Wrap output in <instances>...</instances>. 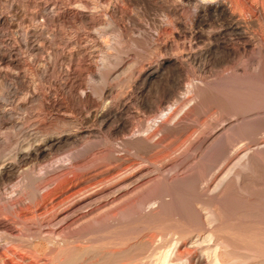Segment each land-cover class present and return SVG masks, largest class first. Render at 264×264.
<instances>
[{"label":"bare ground","instance_id":"bare-ground-1","mask_svg":"<svg viewBox=\"0 0 264 264\" xmlns=\"http://www.w3.org/2000/svg\"><path fill=\"white\" fill-rule=\"evenodd\" d=\"M149 4L157 5L161 14L160 18L153 20L158 19L154 22V26L150 21L152 30H149L151 26L149 27L145 13L135 14L137 11L133 9L134 5H138L136 7L145 12ZM188 9L190 10L188 12H191L190 16L187 15L189 13L186 14ZM209 22H214L215 25L220 24V29L214 32L206 30V32L204 27ZM27 23H29L28 26H26ZM67 27L75 31L66 32L64 28ZM114 31H117L118 37H114L112 34ZM263 32L264 0H253V2L249 0H54L52 3H49V0H0V98L7 99L11 97L12 92L15 95L23 90L31 92L29 98L28 96L24 98L25 104L18 103L16 108H6L0 100V201L4 202H0L2 204L0 209L11 214L13 216L11 220L15 217L21 221L27 218L29 212H45L44 215L41 213L42 217L51 213L47 218L45 217L47 222L40 221V224L47 223L42 226L40 233L49 237L47 238L49 245L54 242L52 246L48 245L50 252L46 250L48 256L53 257V261L57 257L56 253L63 250L53 247L54 244L59 243L56 241L58 238L59 241L65 242L68 240L66 239L68 236L65 235L68 229L73 231L74 228L71 227H76L75 224L80 221L94 214H102L96 220L100 224L98 230L100 232L107 231L109 234L115 225V223L109 225L111 221L120 223L130 221L133 225L131 235L128 233L127 236L125 232L127 237L125 236L124 239L118 237L126 244L125 249L111 250L107 244L110 248L108 251L96 249L99 252H95L101 258L107 256L113 259L112 264H146L149 261L150 263L153 261L151 264L154 262L156 264H264V192L262 191L264 181L260 178L261 183L255 180L256 174L259 176L261 169H264V145L258 151L256 149V153L249 152L247 148L240 160L237 158L239 169L237 167L236 173L230 171L232 178L229 174L224 175L209 194L206 192L208 190L206 186L198 193L200 174L203 179V175L206 176L211 172L218 160L222 158V161L229 156L230 147L227 149L225 145L224 132L221 134V130H217L213 135H203L204 137L199 138L196 141L198 149H203L212 141L211 146L200 156L205 166L200 167V170L192 166L193 168L191 167L189 171L186 167L188 172L181 174L185 168V163L179 164L181 161L170 167L168 173L163 172L169 153L165 154V149L161 148L162 151H159L160 138L155 142L152 141L161 131L170 132L172 126L167 125L165 122L167 119L165 121L160 119V124L158 122V126L156 125L158 129H152L153 131L150 132L149 127L155 128L156 126L152 127L153 122L158 121L167 112L169 106L180 102L181 97L178 93L181 88L176 87H180L183 81L180 78L187 74L189 68L202 75L208 70V65L213 63L221 67L222 70H219L222 72L223 70L231 71L234 74L242 70L244 71L242 73L251 72L255 74L254 76L264 74L263 58L258 59L252 69H249L247 65L240 66L238 60L242 59V56H247L250 63L254 62L258 55L253 57L252 53L256 50L261 56L264 55ZM63 39H67L66 45L72 48L71 52L66 53L63 48V50L55 48ZM181 40L184 41L180 46ZM204 40H207V44L203 46ZM57 42L60 43L57 45ZM46 48L52 49L49 60L41 58ZM23 54L29 55L31 61H26ZM115 54H124V56L122 55L115 68L113 65L114 69L102 75V71L110 67L107 65L116 58ZM236 60L239 61L238 64ZM24 70L34 77L33 80L39 81L41 86L36 85L35 90L32 91ZM85 76H89L90 81L103 77L107 83L99 93L97 87L88 84ZM187 78L191 83L193 82L189 76ZM93 82L95 83V80ZM44 83H50L51 87L46 88ZM201 84L199 87L203 85ZM195 85L193 83L190 86L191 90L188 86L190 92H197L198 86ZM208 87L210 88V85ZM192 93L189 94L193 96ZM221 94L223 95V92ZM233 97V94L229 96L232 102L230 111L225 109L224 113L228 112L226 114L235 119L245 117L244 111L250 108L245 107L246 105L244 108L243 101L241 104L237 103L238 100L235 98L238 97ZM29 100H32V106H27L26 102ZM256 102L253 103L252 110L257 108L259 111L264 108V99L256 100ZM212 103L211 99L210 104ZM226 107L228 110L229 106ZM226 107L223 106L220 111L223 112ZM33 108L38 109L37 114L31 111ZM21 109H25L27 113L18 116L17 110ZM133 110L136 111V122L132 121ZM171 115L170 112L169 116ZM149 121L152 125L147 124ZM225 129L228 140L237 141V137L243 134L252 139L260 132L261 135L264 132V120L246 119L240 121L238 125L228 124L224 127ZM177 131L181 133L180 129ZM261 139L263 138H260L259 142ZM192 140L193 138L190 141L195 143V140ZM251 142L253 144L256 140ZM156 149L158 152L153 154L152 152ZM120 152L122 154H118ZM133 157L139 160L131 162L135 160L132 159ZM128 161L130 164L123 167L126 162L129 163ZM32 163L38 164L39 168H35L39 169V172L35 169L33 171L27 169ZM151 168L157 172H150ZM59 169L62 171L60 174L57 172ZM91 170L97 173L86 179L80 177L82 173H88ZM14 181L17 182L14 184L16 186L14 193L17 192L16 196L13 194L15 197L9 194L13 189L9 191L7 189L11 188L6 186V184L12 186L13 184L10 183ZM54 184H56L55 187H53ZM250 184H252L251 187L257 185L258 189L263 186L260 192V189H256L260 194L263 192L262 195L256 193L254 187L251 188L254 189V196L258 194L254 197L251 194L252 191H249ZM260 184H262L261 187ZM44 189L47 190L42 193L41 190L44 191ZM7 191L11 197H14L13 199L5 195ZM241 193H245L244 199L235 201V196ZM154 204L156 206L147 210L149 205ZM49 207L51 210L48 212ZM253 211L259 216L256 218L257 221H252L253 224L251 223L249 228L246 221L243 222L246 225L244 229H241L242 226H236L241 221L239 219L243 218L237 219L239 222L236 221V224H231L233 222L231 221L228 225L225 221V218L229 216L238 218L239 214L243 213L251 216ZM248 214L244 219L251 220L252 217L255 219L254 214L251 217ZM34 217L38 216L34 214L32 218ZM0 219L2 220L0 221L1 236L13 228L5 219L6 222L1 217ZM13 220L12 223H14ZM39 220L38 217V222ZM25 223L28 222H22V225ZM52 223L55 225L50 227ZM16 224L18 225L17 222ZM89 224L91 225V222ZM26 225H23L24 229ZM79 229L77 231L75 228L77 233L73 231L74 234L71 231L68 232L73 236L81 237L83 231ZM27 231L24 230L25 233ZM88 232L86 230V233ZM112 232L116 233L115 230ZM31 233L29 232V236L33 239ZM103 233L106 234V232ZM18 234L21 236L20 233ZM9 235H11V241L7 245L10 247H6L5 253L9 258H12L10 255L20 257L24 264L53 262L49 260L48 263L44 257L40 259V256L39 258L31 256L36 254L27 255L29 252H25L26 255L23 253V256L18 255L23 248L17 245L19 240L17 241L18 238L13 233ZM41 236L39 235L40 238ZM25 237L27 239V236ZM113 238L114 242L118 239ZM26 239L23 240L26 241ZM63 242H61L62 245ZM67 246L64 247L67 248ZM73 247L76 246L73 245ZM28 248L27 251L30 249ZM132 248L133 250L135 248V252L131 250ZM136 248L139 249L137 252ZM32 250L34 251L33 248ZM240 250L246 251L247 254H242ZM69 252L71 254V251ZM69 252L67 251L66 255L69 256ZM58 257L57 260L60 259ZM0 264L8 263L1 261ZM63 264H72V261L63 262Z\"/></svg>","mask_w":264,"mask_h":264},{"label":"rangeland","instance_id":"rangeland-1","mask_svg":"<svg viewBox=\"0 0 264 264\" xmlns=\"http://www.w3.org/2000/svg\"><path fill=\"white\" fill-rule=\"evenodd\" d=\"M58 1H62V0H58ZM250 2H253V0H249ZM52 2H54V0H49V3H52ZM231 5V4H230ZM136 6H138V5H134V7L135 8H137ZM133 8V7H132ZM135 8H133L134 9V11H137V12H135V14L136 13H138V14H142L143 15V13H145V16H146V18H147V20L149 21V27L151 26V25H153L154 24V22L156 21H158V19L157 20H155V21H153L154 19H156V18H160V16H161V14L159 13L160 11H159V8H158V6L157 5H155V4H149L148 5V8H147V10L144 12V10L143 9H139V8H137V9H135ZM153 10V11H152ZM158 11V12H157ZM188 11H190L189 9L187 10V12H186V14L187 13H189ZM191 13V12H190ZM190 13L189 14H187L188 16H190ZM160 15V16H159ZM153 17V19H152V17ZM156 16V17H155ZM155 17V18H154ZM162 18V17H161ZM150 21H152L151 23H150ZM209 23H212V24H209ZM205 27H204V29H205V31L207 30L208 32H210V31H212V32H214V31H217V30H219L220 29V24H218V23H216V25H215V23L214 22H209ZM151 24V25H150ZM29 25V23H27V25L26 26H28ZM154 26V25H153ZM209 26V27H208ZM70 28V27H69ZM68 27L67 28H64V30L67 32H69V31H71L72 33L75 31V29H69ZM152 28V26L149 28V30H152L151 29ZM212 28V29H211ZM206 31V32H207ZM113 35H114V37L115 36H117L118 37V35H116L117 34V31H114V33H112ZM263 36H264V32H263ZM115 41V40H114ZM184 40H181V41H179L180 42V46L182 45V42H183ZM67 42V39L65 40V39H63L62 40V44L60 43V42H57V45L60 43V45H56L55 44V46H57V47H55V48H60L61 50H63L64 49V51L66 52V53H69V52H71L72 51V48L69 46H67L66 43ZM117 42V41H116ZM263 43H264V40H263ZM262 43V46L264 47V44ZM207 44V40H204L203 41V43H202V45L204 46V45H206ZM63 48V49H62ZM257 51V50H256ZM256 51H254V53H252L253 54V57H256L257 55L259 56H257L256 58H255V61L254 62H252V63H250V61L248 60V57L247 56H242L241 58L242 59H238L239 61H237V64H238V62H239V65L240 66H242V67H244V66H248V68L249 69H252V67H254V65L255 64H257V62H258V59H260V58H263V60H264V55H260L258 52H256ZM256 52V53H255ZM51 53H52V49H49V48H46V51H44L43 53H42V55H41V58H43V59H46L47 58V60H49V56H51ZM258 53V54H257ZM118 55H119V58H118ZM123 56H124V54H122ZM121 54H115V56H116V58H114L116 61H114V59H112L113 61H111L110 63L112 64V65H110V63H109V65H107V66H110V67H106V69H104L103 71H102V75H106V73L110 70L111 71V69H114L115 67H116V65L119 63V60H121V57H123ZM256 55V56H255ZM23 56H24V58H25V60L26 61H28V62H30L31 61V57L29 56V55H27V54H23ZM246 57V58H245ZM118 60V61H117ZM249 62H248V61ZM242 61V62H241ZM114 63V64H113ZM248 63V64H247ZM250 63V64H249ZM213 63H211V64H209L208 65V67H207V71H205V73H203L202 75L198 72V73H195V72H197V71H195L194 72V70H189L188 69V72L190 73V75H189V73L187 72V74L185 73L184 74V76H185V78H184V76L182 77V78H180V79H182L183 81H182V83H180V87L179 86H177L176 88H181L180 90H179V93H178V96L179 97H181V100H180V102H177V105H176V103L175 104H173L172 106H169V108L166 110L167 112L164 114V115H162L161 116V118H159V120L158 121H156V122H153V125H152V122L151 121H149L147 124L148 125H152V127L153 126H158V122H159V124H160V119H162V121H165L166 119V121L165 122H167V125L169 126V127H171V129L172 130H170V132L168 131V133H167V131L166 130H164V131H161L160 133H158L156 136H157V138L155 137L152 141L153 142H155V141H157V139H161V143H160V146L158 147L159 148V151H162L163 149H165L164 151H165V154L167 153H169L168 155H169V159L167 160V164L165 165V167H164V171L163 172H169L170 171V169L173 167V166H175L176 164L175 163H177L178 164V162H180L181 161V163H179V164H182V163H185L184 165V169H183V172L181 171V174H184L185 172L187 173L190 169H192L193 167L192 166H194V167H198L197 169L198 170H200L201 168L200 167H202V166H205V162L203 161V159L200 157V156H202L203 154V152H205L206 151V149L208 148V147H210L211 146V144H212V141H210L207 145H206V147H204L203 149H198L197 148V142L196 141H198V139L199 138H202V137H204V136H210V135H213L217 130H221V134H222V132H224L223 133V136L225 135V137H226V143H225V145L227 146V149L230 147V149H228V152H230V153H228V157L226 156L225 158H226V161H225V158L221 161V159L220 160H218L217 161V163H215L214 164V166H213V170H211V172H209V173H207V175L206 176H204L203 175V179H204V177H205V179L203 180L202 179V174H200L201 172H198L200 175H201V180H200V182H201V186H200V182H199V187H198V193L199 192H201V190L202 189H204V187L206 186V188L208 187V190H206V192H207V194H209L210 192H211V190H212V188H214V186L217 184V182H219V180L221 179V178H223L224 177V175L225 176H228V174H229V176L231 177H233V175H231V173H236L238 170H237V167H238V169H239V166H238V160H240V158L242 157V155H244V152H246L247 151V148H248V151L249 152H255L256 153V149H257V151L259 150V148L260 147H262L264 144H263V142H264V135H263V133L264 132H262V135H261V132H260V134H257L254 138H252L251 139V137L250 136H248V135H245V134H243L242 136H244V137H242V136H238L237 137V141H235V140H228V138H227V134L228 133H226L225 131H226V129L224 130V127L225 126H228V124H236V125H238L239 123H240V121L242 122V120L243 121H245L246 119L247 120H252V119H262V120H264V108H262V109H259V111L257 110V108L253 111L252 110V106H253V103L254 102H256V100H261V99H264V74H260L259 76H254L253 74H251V72H249V74H248V72H247V74H246V72L245 73H242V72H244V71H240V72H235L234 74H233V72H229V71H224L223 70V72L222 71H220V70H222V69H220L219 67H217L215 64H213L214 65V67H213V65H212ZM113 65H114V68H113ZM252 65V66H251ZM108 68V69H107ZM218 68V69H217ZM220 69V70H219ZM219 71V72H216V71ZM27 70H24V72H25V75L27 76V81H28V83L29 84H31V86H32V91L33 90H35L34 88H35V86L36 85H39V86H41V84L39 83V81H37V80H33V76L32 75H30V73L28 72V75H27V72H26ZM250 71V70H249ZM195 74H194V73ZM213 72V73H212ZM229 72V73H228ZM224 73V74H223ZM226 73V74H225ZM231 73V74H230ZM240 73V74H239ZM198 74H200V75H198ZM222 74V75H221ZM246 74V75H245ZM221 75V76H220ZM230 75V76H229ZM232 75V76H231ZM233 75H235V76H233ZM242 75V76H241ZM244 75V76H243ZM250 75V76H249ZM253 75V76H252ZM187 76H189V78H191V80L193 81L192 83H191V81L190 80H188V78H187ZM190 76H192V77H190ZM201 76V77H200ZM203 76H205V77H203ZM212 76V77H211ZM216 76V77H215ZM218 76V77H217ZM225 77L224 79H223V77ZM240 76H241V78H240ZM246 76H248V78L246 77ZM89 76H85V79H86V81L88 82V84L90 85L91 84V86H95V88L97 89V91L100 93L101 91H102V89L105 87V85H106V80H105V78H96V79H94L95 80V83L93 82L94 80L93 79H91V81H90V78H88ZM105 77V76H104ZM215 77V78H214ZM220 77H222V78H220ZM228 77V78H227ZM244 77H246L245 79H244ZM203 78V79H202ZM218 78H220V79H218ZM238 78V79H237ZM210 79H212L211 81H210ZM214 79V80H213ZM217 79V80H216ZM230 79V80H229ZM232 79H233V81H232ZM241 81H240V80ZM248 79H250V80H248ZM255 79H256V81H255ZM89 80V81H88ZM195 80V81H194ZM197 80V81H196ZM207 80V81H206ZM222 80H224V81H222ZM239 80V81H238ZM33 81H36L35 83L33 82ZM105 81V82H104ZM231 81V82H230ZM246 81V82H245ZM184 82V83H183ZM208 82V83H207ZM236 82V83H235ZM238 82V83H237ZM240 82H242L241 84H240ZM245 82V84H243ZM253 82H255V83H253ZM258 82H259V84H258ZM262 82V83H261ZM190 83H191V85H190ZM193 83L194 84H196L195 86L197 87H199L200 86V84L202 85L201 87H197V92H194V93H192V91L190 92V90L192 89L190 86H192L193 85ZM204 83H207V84H205L204 85ZM250 83V84H249ZM187 84H189V85H187ZM216 84V85H215ZM222 84V85H221ZM207 85V86H206ZM208 85H210V88L208 87ZM212 85V86H211ZM220 85V86H219ZM244 87H243V86ZM44 86L47 88V87H51V84L50 83H44ZM188 86H189V88H190V90H189V88H188ZM219 86V87H218ZM230 86V87H229ZM206 87V88H205ZM207 87H208V89H207ZM213 87H215V88H213ZM223 87V88H222ZM231 87H233V88H231ZM246 87V88H245ZM200 88L202 89V90H200ZM222 88V89H221ZM243 88V89H242ZM255 88H257V89H255ZM101 89V90H100ZM127 89V88H126ZM188 89V90H187ZM219 89H221L220 91H219ZM225 89V90H224ZM236 89H237V92H236ZM254 89V90H253ZM204 90V91H203ZM209 90H211V91H209ZM214 90V91H213ZM217 92H216V91ZM242 90V91H241ZM256 90V91H255ZM200 91H201V93H200ZM223 92V95L221 94L222 92ZM231 91V92H230ZM233 91V92H232ZM244 91V92H243ZM250 91V92H249ZM212 92V93H211ZM215 92V93H214ZM219 92V93H218ZM224 92H226V94L224 95ZM257 92H259V93H257ZM189 93H192V94H194L193 96L191 95V94H189ZM196 93V94H195ZM211 95H210V94ZM233 94V98H235V97H238V98H235L236 100H238L237 101V103H239L240 102V104L242 103V101H243V107H244V105H246L245 107H249L250 109H248V111L246 112V111H244L245 113V117H241V118H234V117H230V116H228L226 113H228V112H226V113H224V111H225V109H226V111H230L229 109H231V105L230 104H232V102H231V100L229 99V96L230 95H232ZM237 93V94H236ZM246 93V94H245ZM248 93V94H247ZM254 93V94H253ZM14 94V95H13ZM30 94H31V92H26V90L24 91H21V93H19V94H17V95H15V93H11L10 94V96L11 97H7V99L6 98H4V99H2V98H0V100H1V102L3 103V106L4 107H6V108H16L19 104H25V100H24V98H26L27 96H28V98H29V96H30ZM207 94H209V95H207ZM196 95V96H195ZM197 95H200V96H197ZM206 95H207V97H206ZM212 95H214V96H212ZM216 95H218V97H216ZM255 95V96H254ZM260 96V97H258V96ZM262 95V96H261ZM202 96V97H201ZM210 96H211V99H212V104H210V102H211V99H210ZM244 96V97H243ZM247 96V97H246ZM252 96V97H251ZM192 97V98H191ZM198 99H197V98ZM201 97V98H200ZM209 97V98H208ZM222 97H226L225 99H223ZM241 97V98H240ZM151 98H152V96H151ZM195 100H194V99ZM243 98V99H242ZM248 98V99H247ZM183 99V100H182ZM197 99V100H196ZM206 99H209V100H207L208 101V103H206V104H208V105H206L205 104V102H207L206 101ZM228 99V100H227ZM254 99V100H253ZM32 101V100H31ZM30 100L28 101V102H26L27 103V106H32V102H31ZM217 101H219L218 103H217ZM222 101V102H221ZM226 102V106H229L228 107V110H227V107L225 106V102ZM246 101V102H245ZM248 101V102H247ZM197 102V103H196ZM200 104H199V103ZM215 102V103H214ZM19 103V104H18ZM180 103V104H179ZM217 103V104H216ZM220 103V104H219ZM229 103V104H228ZM256 103H258V102H256ZM202 104V105H201ZM215 104V105H214ZM249 104H252L251 106L249 105ZM204 105V106H203ZM173 106H174V108H173ZM206 106V107H205ZM219 106V107H218ZM223 106L224 107H226V108H224V110H223V112L222 111H220V110H222L223 109ZM176 107V108H175ZM208 107V108H207ZM216 107H217V110H216ZM220 107H222L221 109H220ZM244 107V108H245ZM172 108V109H171ZM204 108H205V110H204ZM213 108V109H212ZM196 109V110H195ZM219 109V110H218ZM24 110V111H23ZM21 109V110H17V114H18V116H21V115H24V114H26L27 112H25L26 110L25 109ZM173 110V111H172ZM191 110V111H190ZM260 110H261V112H260ZM31 111H33L35 114H37V112H38V109L37 108H33ZM219 111V112H218ZM19 112V113H18ZM136 111L135 110H133V118H132V121L133 122H136L137 121V119H136V117L135 116H137L136 115V113H135ZM172 113V115L171 116H169V113ZM215 112V114H213ZM221 112V113H220ZM259 113V114H258ZM220 114V115H219ZM224 114V115H223ZM247 114V115H246ZM166 115V116H165ZM214 115V116H213ZM218 115H219V117H218ZM222 115V116H221ZM226 115V116H225ZM260 115V116H259ZM263 115V117H261ZM164 116V117H163ZM167 116H169V117H167ZM174 116V117H173ZM215 117V118H214ZM224 117V118H223ZM230 117V118H229ZM228 118V119H227ZM250 118V119H249ZM252 118V119H251ZM227 119V120H226ZM235 119V120H234ZM241 119V120H240ZM171 121V122H170ZM178 124V123H180V124H176V123ZM213 122V123H212ZM216 122V123H215ZM155 124V125H154ZM157 126L154 128H151V126H149L150 127V132H152L154 129H158L157 128ZM177 129V130H181V133H180V131H177L175 128ZM179 128V129H178ZM153 129V130H152ZM173 130H176V131H174L173 132ZM223 130V131H222ZM159 131V130H158ZM172 131V132H171ZM179 132V133H178ZM149 133V132H148ZM194 133H195V135H194ZM147 134V132L145 133V135ZM179 134V135H178ZM204 135V136H203ZM260 135V136H259ZM247 136V137H246ZM196 137H197V140H196ZM189 138V139H188ZM191 138H193V140H195V143H193V142H191L190 140H191ZM242 138V139H241ZM256 138V139H255ZM260 138H263V139H261L260 140V142H259V139ZM159 139V140H160ZM164 139V140H163ZM163 140V141H162ZM192 140V141H193ZM251 140L252 141H254V140H256V142H253V144H252V142H251ZM187 141H188V143H187ZM233 141H235V142H233ZM250 141V142H249ZM227 142H228V144H227ZM258 142V143H257ZM257 145H256V144ZM190 144V145H189ZM192 144H193V146H192ZM195 144V145H194ZM231 144H233V145H231ZM230 145V146H229ZM249 145L251 146L250 148H249ZM256 145V146H255ZM259 145V146H258ZM191 146V147H190ZM233 147V148H232ZM242 147H244L243 149H242ZM157 148V149H158ZM160 148L162 149V150H160ZM182 148V149H181ZM186 148V149H185ZM194 148V149H193ZM253 148V149H252ZM155 150V151H153L152 153L153 154H155V153H157L158 152V150ZM196 149V150H195ZM234 149V150H233ZM186 150V151H185ZM195 150V151H194ZM205 150V151H204ZM236 150V151H235ZM251 150V151H250ZM201 151V152H200ZM231 151H232V153H231ZM173 152V153H172ZM234 152V153H233ZM236 152V153H235ZM238 152H239V154H238ZM152 153H150V154H152ZM164 153V152H163ZM190 153V154H189ZM118 154H122V152H120V153H118ZM171 154V155H170ZM181 154V155H180ZM235 154H236V156H235ZM189 155V156H188ZM196 155V156H195ZM231 155V156H230ZM234 155V156H233ZM191 156H193V157H191ZM66 157V156H65ZM191 157V158H190ZM229 157H231V158H229ZM235 157V158H234ZM67 158V157H66ZM65 158V159H66ZM187 158V159H186ZM193 158V159H192ZM195 158V159H194ZM202 160H201V159ZM237 158H238V160H237ZM134 161H131V162H136V161H138L139 159H137V157H133L132 158ZM186 160V162H184L185 160ZM228 159V160H227ZM229 159H231V160H229ZM189 160V161H188ZM190 160H191V162H190ZM183 161V162H182ZM221 161V162H220ZM237 161V162H236ZM129 162V161H128ZM193 162V163H192ZM67 163V162H66ZM196 164V166H195V164ZM234 163H235V165H234ZM263 163V162H262ZM130 164V162L129 163H125L124 164V166L123 167H127L128 165ZM191 164H194V165H191ZM216 164H219V165H216ZM236 166V167H234V166ZM263 165H264V163H263ZM56 166V165H55ZM108 166V165H107ZM107 166H105V167H107ZM189 166V167H188ZM35 167H38V164L37 165H35L34 163H32V164H30V165H28V170H31V171H33L34 169L37 171V172H39V169H37V168H35ZM171 167V168H170ZM186 167H187V170L188 171H186ZM192 167V168H191ZM233 167V168H232ZM263 167V166H262ZM39 168V167H38ZM232 170H231V169ZM236 168V169H235ZM229 169V170H228ZM236 171H235V170ZM151 171L150 172H152V173H154L156 170L154 169V168H151L150 169ZM197 170V171H198ZM216 170V171H215ZM234 170V171H233ZM230 171H231V173H230ZM57 172H58V174H60L62 171H60V169H59V171L57 170ZM157 172V171H156ZM155 172V173H156ZM97 172L96 171H93V170H91V171H89L88 173H82L81 175H80V177L82 176V177H85L84 179H86V178H88V177H91V176H93L94 174H96ZM213 174V175H211V174ZM227 175H226V174ZM71 175V174H70ZM69 175V176H70ZM84 175V176H83ZM212 176V177H211ZM223 176V177H222ZM256 176L257 177H255V180H256V182H257V180L258 181H260V180H262L263 179V181H264V178H263V176H264V169H261V172L259 173V176H258V174H256ZM71 178H72V176H70ZM81 177V178H82ZM231 177V178H232ZM207 178V179H206ZM259 178H260V180H259ZM207 182H206V181ZM254 180V179H253ZM17 181V180H16ZM16 181H14L13 183H10V184H13L12 186H10L9 184H6V186L8 185L9 187H7V188H11V189H7V190H9V191H11L12 189L14 190V188L16 187V186H14V184H17V182ZM262 181V182H263ZM256 182H253L254 184H256ZM207 183V184H206ZM259 183H261V181L259 182ZM253 184V185H254ZM261 185L262 184H260V187H261ZM56 186V184H54L53 185V187H55ZM210 186V187H209ZM252 186V184H250V187H249V191L251 192L252 191V193L251 194H253L254 192H253V190L254 189H251V188H254L255 187V192L257 193L258 191H256V189H258L257 187V185L256 186H253V187H251ZM13 187V188H12ZM53 187H51V188H53ZM43 188V187H42ZM260 189V188H259ZM258 189V190H259ZM261 189H263V186L261 187ZM261 189L259 190V192L261 191ZM11 191V193H9L8 191L5 193V195L7 196V197H11V195H9V194H15V196H16V193H14L16 190H14V191ZM45 190H47V189H44V191L43 190H41V192L43 193V192H45ZM263 192H264V189L262 190ZM258 192V194H260ZM263 192H261V194L260 195H262V193ZM9 193V194H8ZM8 194V195H7ZM242 194V193H241ZM238 194L237 196H235V201H239L240 199H244L243 198V195L245 194ZM258 194H256L257 196H258ZM264 194V193H263ZM240 195V197L238 198V196ZM255 195V196H256ZM14 196V195H13ZM14 196V197H15ZM253 196H254V194H253ZM254 196V197H255ZM14 197H11L10 199H13ZM233 199V200H234ZM0 202H3L2 200L0 201ZM4 203V202H3ZM1 203H0V207H1ZM152 206H156L155 204L154 205H149L148 207H147V210H149ZM149 208V209H148ZM51 210V207H49V210H48V212ZM255 211H253V213L251 212V216H256L255 217V219H253V217L252 218H250L251 220H249V218H245L244 219V217H246V215L248 214H246V213H243L242 215L241 214H239L240 216H242V217H240V216H238V218L236 217V216H232L231 214V216L232 217H228V218H225L226 220L225 221H227L226 223L229 225L230 224V222L231 221H233V222H231V224H236L237 222H239V220H241L239 223H237V225L236 226H239V227H241V229L243 228L244 229V227L246 226V225H248L247 226V228H249V226H251V223L253 224V222L256 220V218H258V213L257 212H255ZM0 217L4 220H6L7 221V223L8 224H10V225H12V230L10 231V232H8L7 234H3V235H1L0 236V255H2V256H0V262L2 261V263L3 262H7L8 264H24L23 262H21L22 260H20V257H18V258H16V257H14V256H12V255H10V257H12V258H9V256H7L5 253L7 252L6 251V247L8 248V247H10V245H7L8 244V242H10L11 241V235H9V234H11V233H13L14 234V236H16V238H18L17 239V241H18V243H17V245L18 246H20V247H22L23 249L22 250H24L23 252H21L22 250H20V254L18 253V255H20L21 256V254H22V256L24 255L23 253H27V252H29L27 255H31V254H36V255H31V256H36V258H37V256H38V258H39V256H40V259H42V257H44V258H46L47 260V262L50 260V261H53V257L52 256H48V254H47V251L46 250H48L49 248H48V245H49V243H48V241H47V238H49L47 235H45V234H43V233H40L41 231H40V229H42V226L43 225H46L47 223V221H46V218H47V216L48 215H50V214H48V215H45L44 217H42L44 214H45V212H41V213H34L36 216H38L39 217V222H38V217L37 218H35L34 217V219L32 218L33 216H34V214L32 213H28L27 215L28 216H26L27 218H24V219H22V221L21 220H19V219H15V217L12 219L13 221H14V223H12V220H11V217H13V216H11V214H7V212H3V210H1L0 209ZM3 214V215H2ZM5 214V215H4ZM6 214H7V216H6ZM38 214H41V215H38ZM245 214V215H244ZM254 214V215H253ZM257 214V215H256ZM9 215V216H8ZM30 215V216H29ZM102 214H100V215H97V214H94V215H92V216H90V217H88V218H86V219H84V221H83V223H82V221H80L79 223L81 224H79V223H77V224H75L76 225V227L75 226H73V227H71V228H74L73 229V231H74V233H77V232H75L77 229H79V228H81V229H79L80 231L82 230L83 232H82V236L81 237H76L75 235L73 236L70 232H68V231H71L72 233H73V231H72V229L71 230H67L66 232H67V234L65 233V235L66 236H68V237H66V239H68V240H65V242H63V241H59V238H58V240H56V239H54V238H51L52 240L54 239V240H56V241H58L59 243L57 244L58 246H59V248H56V247H58L57 245H53V247H55V249H63V250H60V251H56L57 253H56V256L58 257L59 255L60 256H62L63 254H65V255H63L62 257H58V258H60V259H62V261L60 260V259H58V260H60V261H58L56 258V260L54 259V263L53 262H51L50 264H55L56 262L57 263H59V264H63V262L64 263H69V262H71L72 261V264H112L113 262V259H109L107 256H104V255H106V254H102L104 257H100L99 255H98V253L97 252H99L100 251V249L102 250V251H104V249H105V251H108V250H110V248H111V250H120V249H122V248H124L125 249V247H127V246H125L126 244H124V241H121V239H124L125 238V236H126V233H127V236H128V233L130 234V232L132 231L133 232V230L131 229L132 228V224H130V221H123V222H112L111 221V223L109 224V225H114V223H115V225L113 226L114 227V229L112 230V231H114L115 230V232L116 233H114V232H112L111 230H110V233H112L111 235H110V233L108 234V232L107 231H103V232H106V234L105 233H103L102 231V233L100 232V231H98L100 228H99V226H100V224L99 223H97V218L99 217V216H101ZM94 216V217H93ZM248 216H250V214H248ZM250 216V217H251ZM5 217V218H4ZM45 218L44 220H42V218ZM233 217H234V219L236 218V220H234L233 219ZM233 220H232V219ZM239 218H243V219H239ZM26 219H27V221H26ZM32 219H33V221H32ZM37 219V220H36ZM231 219V220H230ZM237 219H239V220H237ZM248 219V220H247ZM253 219V220H252ZM4 220V222H6ZM15 220H17L16 222L18 223V225L16 224V222H15ZM24 220V221H23ZM29 220V221H28ZM34 220L36 221V222H38V223H34ZM87 220H90V221H87ZM0 221H2L1 219H0ZM40 221H46L44 224H40ZM237 221V222H236ZM244 221H246L245 223H246V225H245V223H243ZM253 221V222H252ZM257 221V220H256ZM22 222H28L29 224H32L31 226L28 224V223H25V224H27L29 227H27V225L26 226H24L25 227V229L23 228V225H25V224H23L22 225ZM41 222V223H42ZM91 222V225L89 224ZM236 222V223H235ZM250 224H249V223ZM124 223V224H123ZM128 223V224H127ZM168 223H172L171 221H168ZM174 223V222H173ZM15 224L17 225V226H15ZM34 224V225H33ZM82 224H83V226H82ZM117 224V225H116ZM123 224V225H122ZM125 224L128 226H125ZM165 224H167V222L165 223ZM53 225H55L54 223H52L51 225H50V227H53ZM130 225V226H129ZM245 225V226H244ZM38 226V227H37ZM80 226V227H79ZM86 226V227H85ZM88 226H90V227H88ZM118 226V227H117ZM125 226V227H124ZM230 226H233V225H230ZM33 227V228H32ZM120 227V228H119ZM16 228V229H15ZM17 228H18V230L20 231H18L17 230ZM31 230V231H29V229ZM39 230H38V229ZM75 228H76V230H75ZM119 228V230H117ZM127 228H130L131 230H128ZM27 229H28V231H27ZM36 229H37V231H36ZM90 229V230H89ZM122 229V230H121ZM24 230L25 231H27L26 233L24 232ZM33 230V231H32ZM86 230L87 231H89V232H91L92 230H94L93 232H91L90 234V236L87 238V235H89V232L88 233H86ZM117 230V231H116ZM120 230H121V233H120ZM143 230V229H142ZM147 230V229H146ZM148 230H149V228H148ZM12 231H14V232H12ZM18 231V232H17ZM39 231V232H38ZM78 231V230H77ZM128 231V232H127ZM29 232L31 233L30 235L33 237V239L29 236ZM85 232V236L83 235V233ZM98 232V233H97ZM123 232V233H122ZM126 232V233H125ZM17 233V234H16ZM18 233H20V235L21 236H19V234ZM28 233V235H25V234H27ZM70 235H69V234ZM73 233V234H74ZM92 233H95L94 235L92 234ZM16 234V235H15ZM24 234V235H23ZM97 234V235H96ZM99 234V235H98ZM101 234V235H100ZM123 234V235H122ZM135 234H137L136 232H135ZM9 235V236H8ZM23 235V236H22ZM39 235L41 236V238L39 237ZM43 235H45L44 237H45V239H43L42 237H43ZM65 235H62V236H65ZM112 235H113V237H116V238H118V237H120V238H118V239H116L117 241L116 242H114L115 241V239L112 237ZM116 235V236H115ZM118 235V236H117ZM119 235H121V236H119ZM131 235V234H130ZM7 238H9V239H7ZM25 236H27V239H26V237ZM30 237V239H28L29 237ZM35 236V237H34ZM97 236H99V237H97ZM102 236V237H101ZM109 236V237H108ZM126 236V237H127ZM58 236H56V238H57ZM74 237V238H73ZM83 237H85L84 239L85 240H83ZM108 239H107V238ZM110 237H112L113 238V240H111L112 238H110ZM15 238V239H16ZM36 238V239H35ZM71 238L73 239L72 241H71ZM103 238V239H102ZM4 239V240H3ZM23 239H26V241L28 242H26L25 240H23ZM31 239H32V241H31ZM41 239H43L44 240V242H43V240H41ZM76 239V240H75ZM94 239V240H93ZM106 239V240H105ZM120 239V240H119ZM1 240L3 241V242H1ZM46 240V241H45ZM78 240H80V242L78 241ZM96 240V241H95ZM99 240V241H98ZM108 240V241H107ZM111 240V241H110ZM36 241H38V242H36ZM92 241H94V242H92ZM102 241V243H100ZM115 243H113V242ZM119 241V242H118ZM24 242H26L25 244H21V243H24ZM61 242H63V245H62V243ZM69 242H71V243H69ZM75 242V243H74ZM118 242V243H117ZM123 242V243H122ZM131 242H132V240H131ZM2 243V244H1ZM4 243V244H3ZM6 243V244H5ZM37 243L39 244V245H37ZM54 243V242H53ZM53 243H51L49 246H52V244ZM65 243V244H64ZM67 243V244H66ZM80 245H79V244ZM122 243V244H121ZM128 243H130V241L128 242ZM10 244V243H9ZM28 244H29V246H28ZM35 244V245H34ZM93 244V245H92ZM97 244H98V246H97ZM110 247H108L107 245ZM122 245V247H121V245ZM124 244V245H123ZM41 245V246H40ZM44 245V246H43ZM70 246V247H68V246ZM73 245L74 246H76V247H73ZM90 247H89V246ZM101 245V246H100ZM102 245H103V247H102ZM119 245H120V247H119ZM4 246V247H3ZM23 246H27V247H23ZM62 246L64 247H66L67 246V248H62ZM79 246V247H78ZM82 246H83V248H82ZM105 246V247H104ZM107 246V247H106ZM118 246V247H117ZM30 249H29V248ZM45 247V248H44ZM61 247V248H60ZM71 247H73V248H71ZM84 247H87V248H84ZM93 247V248H92ZM100 247V248H99ZM115 247V248H114ZM117 247V248H116ZM25 248V249H24ZM27 248L29 249V251H27ZM32 248L34 249V251L32 250ZM36 248H38L37 250H36ZM72 250H71V249ZM98 248V250H96ZM108 248V249H107ZM140 248V247H139ZM80 249V250H79ZM82 249V250H81ZM87 249V250H86ZM2 250H4L3 252H2ZM8 250V249H7ZM30 250H31V252H30ZM36 250V251H35ZM50 250V249H49ZM48 250V253L50 252ZM69 252V251H71V254H70V252L68 253V254H70L69 256H72V257H69L68 255H66L67 254V251ZM76 250V251H75ZM91 251L90 253L92 254H90L89 253V251ZM133 252H135L134 250H135V248H134V250H133V248L131 249ZM130 250V253H132V251ZM139 249L138 248H136V252L138 251ZM63 251V252H62ZM64 251H66L65 253H64ZM75 251V252H74ZM83 251V252H82ZM88 252V253H85V252ZM93 251H94V253H93ZM95 251H97V252H95ZM241 251V250H240ZM240 251H239V253H240ZM63 254H62V253ZM78 252V253H77ZM5 255H4V254ZM26 253H25V255H26ZM55 253V252H54ZM59 253H61V254H59ZM73 253V254H72ZM241 253L242 254H247V252L246 251H241ZM45 254H46V256H45ZM76 254V255H75ZM52 255V254H51ZM75 255V256H74ZM95 255H96V257H95ZM101 255V256H102ZM48 256V257H47ZM54 256V255H53ZM66 256V257H65ZM83 256H85L84 257V259H83ZM64 257V258H63ZM68 257V258H67ZM95 257V258H94ZM43 258V259H44ZM101 260H100V259ZM64 259H65V261H64ZM68 259H70V260H68ZM85 261V263H84V261ZM86 259H87V261H86ZM93 259H95L94 261H93ZM99 259V260H98ZM11 260H12V263H11ZM91 260V261H90ZM49 261V262H50ZM78 261V262H77ZM83 261V262H82ZM98 261V262H97ZM103 261V262H102ZM109 261V262H108ZM48 262V263H49ZM61 262V263H60ZM100 262V263H99ZM115 262V261H114ZM153 262V261H152ZM151 262V263H152ZM56 263V264H57ZM147 263H150V261L149 262H147ZM146 263V264H147ZM150 263V264H151ZM153 264H156L155 262L153 263Z\"/></svg>","mask_w":264,"mask_h":264}]
</instances>
